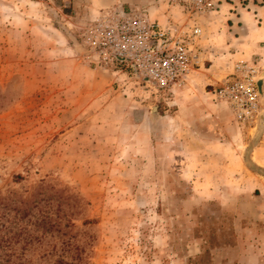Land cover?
Instances as JSON below:
<instances>
[{
	"label": "rangeland",
	"instance_id": "1",
	"mask_svg": "<svg viewBox=\"0 0 264 264\" xmlns=\"http://www.w3.org/2000/svg\"><path fill=\"white\" fill-rule=\"evenodd\" d=\"M222 2L251 8L227 18L225 6L216 13ZM185 7L0 0V223L13 221L15 236L8 264H264V0H216L206 13ZM136 8L161 24L202 28L203 62L185 85L164 91L125 64L97 63L104 17ZM209 64L212 83L199 84ZM245 70L258 91L251 120L216 94ZM196 84L207 91L189 111L175 103ZM144 105L152 108L141 125ZM24 202L35 204L21 217L12 207Z\"/></svg>",
	"mask_w": 264,
	"mask_h": 264
},
{
	"label": "built area",
	"instance_id": "2",
	"mask_svg": "<svg viewBox=\"0 0 264 264\" xmlns=\"http://www.w3.org/2000/svg\"><path fill=\"white\" fill-rule=\"evenodd\" d=\"M178 1L188 11L197 13L209 12L216 5V0ZM100 25L98 42L103 56L97 62L99 66L120 62L134 77L164 91L185 85L203 62L205 50L200 43L202 28L198 25L181 30L173 22L161 24L151 20L145 11L137 8L104 17ZM243 68L241 64L236 65V71ZM248 72L239 80L230 79L216 89L217 96L227 100L244 120L253 119L258 106L256 84Z\"/></svg>",
	"mask_w": 264,
	"mask_h": 264
},
{
	"label": "crops",
	"instance_id": "3",
	"mask_svg": "<svg viewBox=\"0 0 264 264\" xmlns=\"http://www.w3.org/2000/svg\"><path fill=\"white\" fill-rule=\"evenodd\" d=\"M132 2H135V0H132ZM226 3V4H225ZM227 2H222V3H219V5H218V7H219V9L216 11V13L217 12H225V10H223L224 8L228 11L227 13L229 14L228 15V17L227 18H232V16H234V17H236V19H238V17H237V15H235V14H240V17H241V15H243V14H245V11H246V13L248 12V7L249 8H251V4H244L243 5V3H240L239 5H240V7H239V5H237V6H234V5H231V4H228ZM235 4H237L236 2H235ZM253 6L252 7H254V9L255 10H259L260 8H259V6H256V5H254V4H252ZM225 6V7H224ZM224 7V8H223ZM230 8H234L235 9V12L233 13V12H230ZM264 8V7H263ZM263 11H264V9H262ZM242 18V17H241ZM240 18V19H241ZM246 24L243 22L242 23V27L245 29V26ZM253 26V25H252ZM210 60V59H209ZM211 67H214L213 65H211V64H209L208 65V67L206 66L204 69V72H203V74H200L199 76H201V77H198L199 78V80H198V83L200 84V80L202 81L201 83H204V84H210L211 85V83L212 82H210L211 81V77H210V72H212V70H211ZM210 80V81H209ZM113 82V81H112ZM196 86L197 87H192V88H188V92H186V94H182V97H180V98H176V102H175V99L173 100V102H175V103H177V104H180L181 106H185L186 105V107L187 106H192V105H194L195 103V101H200L203 97H202V95H205V94H202V93H204L203 92V90L202 89H204V86H201V85H197L196 84ZM204 91H207L206 89H204ZM213 91V90H212ZM206 94L208 93V92H205ZM183 102L185 103V104H183ZM137 108V107H136ZM138 108H141V107H138ZM147 108H149V109H151L152 107H151V105H144V106H142V111H141V109H140V111H138V113H140L141 114V116H142V120H141V125L143 124V123H146L147 122V118H148V120H149V117H147L148 116V113H147ZM182 109V108H181ZM136 110V109H135ZM186 110H188L189 111V107H187L186 108ZM180 111V110H179ZM178 111V112H179ZM156 120L158 121V118H156ZM155 120V121H156ZM229 121H231V118L229 117L228 118V123H229ZM224 122V121H223ZM131 123V122H130ZM133 124V123H132Z\"/></svg>",
	"mask_w": 264,
	"mask_h": 264
},
{
	"label": "trees",
	"instance_id": "4",
	"mask_svg": "<svg viewBox=\"0 0 264 264\" xmlns=\"http://www.w3.org/2000/svg\"><path fill=\"white\" fill-rule=\"evenodd\" d=\"M35 203L34 202H24L22 204L21 207H12V209H14L16 211V214H20L21 217L26 215L28 213V211H30V209H32L33 205ZM13 221H10V225H8V227L4 226L3 223H0V232L2 231V227H4V233L0 234V264H8L12 261V257L15 255V253L11 252L10 248L11 245L13 244V239L15 238L13 232H12V228H11V224ZM42 224H51L48 223V221L46 220H42ZM47 225V226H48ZM50 226V225H49ZM66 227H70L73 226V223H67L65 225ZM7 232V233H6ZM54 264H67L66 261L63 258H58L54 261Z\"/></svg>",
	"mask_w": 264,
	"mask_h": 264
},
{
	"label": "water",
	"instance_id": "5",
	"mask_svg": "<svg viewBox=\"0 0 264 264\" xmlns=\"http://www.w3.org/2000/svg\"><path fill=\"white\" fill-rule=\"evenodd\" d=\"M262 115V114H261ZM262 122H263V116H262Z\"/></svg>",
	"mask_w": 264,
	"mask_h": 264
}]
</instances>
